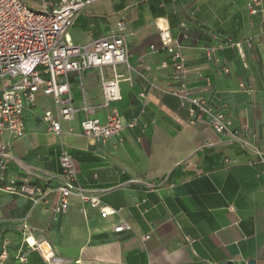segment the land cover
<instances>
[{
	"label": "crops",
	"instance_id": "1",
	"mask_svg": "<svg viewBox=\"0 0 264 264\" xmlns=\"http://www.w3.org/2000/svg\"><path fill=\"white\" fill-rule=\"evenodd\" d=\"M252 1L101 0L80 13L68 32L76 45L102 37L120 19L134 33L130 68H116L124 77L115 104L126 126L124 142L81 135V111L62 122L60 136L49 132L43 116L55 111L54 101L39 95L24 112L25 135L3 136L11 159L0 168V264H264V0L257 15L248 9ZM158 25H168L180 40L189 84L204 85L199 73L210 77V91L199 96L223 111L250 146L216 133L206 120L189 124L186 109L167 93L175 70ZM226 38L253 39L247 69L235 49L221 48ZM206 47L216 48L217 61L206 57ZM103 73L112 79L115 71L105 67ZM82 80L81 86L76 74L70 76L75 106L85 99L104 121L100 70L85 72ZM63 149L74 159L77 186L116 215L102 218L77 195L65 214H54ZM12 181L18 190L38 189L35 200L11 192ZM123 222L132 231L115 233L114 225ZM43 242L50 261L35 246Z\"/></svg>",
	"mask_w": 264,
	"mask_h": 264
},
{
	"label": "built area",
	"instance_id": "2",
	"mask_svg": "<svg viewBox=\"0 0 264 264\" xmlns=\"http://www.w3.org/2000/svg\"><path fill=\"white\" fill-rule=\"evenodd\" d=\"M101 0H45L41 3V12L32 11L25 0H0V168L6 169L11 159L10 145L5 143L3 136L9 133L15 138H22L26 133L24 112L27 108L37 105L39 95L50 97L54 101L55 111H47L43 121L49 132L60 136L63 134L62 122H71L81 111L84 119L81 122V135L107 142L117 138L119 144L124 142V130L119 110L115 106L121 99L120 83L123 75L116 72L119 65L129 64V40L134 36L129 24L118 20L108 32L100 38L80 46L72 42L68 36L69 30L75 25L80 13L87 7ZM261 1L253 0L248 6L251 14L257 15ZM186 26L183 25V28ZM160 42L172 61L174 74L167 93L176 97L188 114L189 124L194 126L206 120L212 129L221 135H229L244 146L250 144L241 132L232 128L227 115L216 109L200 93L209 92L212 82L209 76L198 74L204 82L202 86H191L187 80V59L179 39H174L168 25H158ZM253 47V39L247 38L234 41L226 38L222 49H235L238 58L245 69L248 68V51ZM151 51L158 53L155 46ZM206 57L215 60V47L204 48ZM217 61V60H215ZM166 66V64H164ZM112 67L115 71L112 79L104 77L103 69ZM92 69H99L102 76L104 103L101 108L106 110L105 120L96 116L98 107L89 105L84 99L79 109L74 104L70 76L76 74L83 85V74ZM224 73H229L228 67H222ZM142 77L149 83L146 75ZM244 88V85H241ZM147 90L141 94L147 97ZM134 120L127 125L134 128ZM247 131L248 127L244 126ZM73 134V131H70ZM62 172L59 175V204L53 209L55 215L65 214L70 207L71 197L77 195L91 209L98 210L102 218L114 216L117 210L102 203L98 196L77 186V171L73 157L63 149L60 156ZM5 179L4 175L0 180ZM13 193H26L35 200L38 189L15 187V182L9 183ZM29 231L28 226H24ZM115 233L132 231L128 223L114 225ZM29 239V238H28ZM30 247L31 246L28 243ZM149 239V236H145ZM45 242L35 246L40 248L47 261L53 257L43 248Z\"/></svg>",
	"mask_w": 264,
	"mask_h": 264
},
{
	"label": "rangeland",
	"instance_id": "3",
	"mask_svg": "<svg viewBox=\"0 0 264 264\" xmlns=\"http://www.w3.org/2000/svg\"><path fill=\"white\" fill-rule=\"evenodd\" d=\"M28 7L34 11V12H41V3H42V0H25ZM1 81H0V88H1ZM41 105V104H39Z\"/></svg>",
	"mask_w": 264,
	"mask_h": 264
},
{
	"label": "water",
	"instance_id": "4",
	"mask_svg": "<svg viewBox=\"0 0 264 264\" xmlns=\"http://www.w3.org/2000/svg\"><path fill=\"white\" fill-rule=\"evenodd\" d=\"M223 264H232V263H223ZM248 264H256V260H251V261H249V263Z\"/></svg>",
	"mask_w": 264,
	"mask_h": 264
},
{
	"label": "bare ground",
	"instance_id": "5",
	"mask_svg": "<svg viewBox=\"0 0 264 264\" xmlns=\"http://www.w3.org/2000/svg\"><path fill=\"white\" fill-rule=\"evenodd\" d=\"M35 245H36V244H35ZM43 248H45L44 245H43ZM45 250H46V248H45ZM46 251H47V250H46Z\"/></svg>",
	"mask_w": 264,
	"mask_h": 264
}]
</instances>
